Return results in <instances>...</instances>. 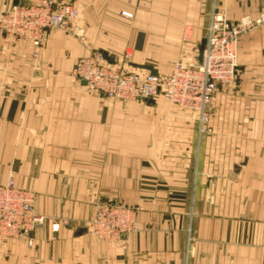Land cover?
Listing matches in <instances>:
<instances>
[{
	"label": "crops",
	"instance_id": "1",
	"mask_svg": "<svg viewBox=\"0 0 264 264\" xmlns=\"http://www.w3.org/2000/svg\"><path fill=\"white\" fill-rule=\"evenodd\" d=\"M73 1L84 39L52 31L38 60L0 30V184L12 177L39 213L72 221L55 240L37 231L33 249L0 246V264H264V26L241 39L239 92L213 96L205 131L162 98L112 101L71 76L93 51H131V68L167 75L200 62L214 14L257 17L264 0ZM96 198L138 208V232L83 235Z\"/></svg>",
	"mask_w": 264,
	"mask_h": 264
},
{
	"label": "built area",
	"instance_id": "2",
	"mask_svg": "<svg viewBox=\"0 0 264 264\" xmlns=\"http://www.w3.org/2000/svg\"><path fill=\"white\" fill-rule=\"evenodd\" d=\"M76 15L71 7L56 8L52 2L45 1L37 6L16 5L0 20V24L10 37L30 40L38 47L47 30L67 29ZM124 15L131 17L127 13ZM261 26H264V9L257 17L245 16L236 22L214 14L200 62L191 65L176 63L174 71L168 77L150 73H127L106 64L100 55L82 60L77 65L76 73L90 89L99 91L110 99L143 102L163 97L170 104L196 114L201 125H204L210 121L208 107L213 96L237 79L241 39ZM3 194L0 192V222H4L2 215L5 214V209H10ZM11 201L10 199L9 202ZM131 216L127 210L115 211L111 207L106 208L105 214H100L99 222L104 218V226L112 233L120 226L128 227ZM5 229L11 232L18 228L15 224L0 227V230Z\"/></svg>",
	"mask_w": 264,
	"mask_h": 264
},
{
	"label": "rangeland",
	"instance_id": "3",
	"mask_svg": "<svg viewBox=\"0 0 264 264\" xmlns=\"http://www.w3.org/2000/svg\"><path fill=\"white\" fill-rule=\"evenodd\" d=\"M45 1L52 2L56 6V8H60L62 6L71 7L74 10L75 14H77V15L75 18L72 19V21H71V23L67 29H65V30L64 29L47 30V32H45V35L41 40L40 46H38V47L34 46L30 40L16 39L13 36L10 37L5 32V30H3V28L1 27L2 25L0 24V30H2L9 37L8 39H10L12 42L28 41L31 43V45L33 46V50H34L33 51V58L35 60H38L39 53H40L41 49L44 47V45L48 39L49 33L52 31L58 30V31L68 32V33H71L74 36H76L82 40L85 37L84 36L85 34L83 32V27H81L82 26V14H83V12H82L81 8H78L74 5L73 0H65L63 2H60V0H18V2H17L18 4H16V5H18L20 7L37 6V5H40L42 2H45ZM16 5H14L13 7H15ZM13 7L8 9L7 11L0 13V20L7 13H9L13 9ZM124 14L125 13H123V15ZM216 15H221V14H216ZM93 55L102 56L103 60L106 62V64L111 65V66L116 67V68H119V69H121L127 73H138V74L150 73L146 69L142 70V69L131 68L130 62L133 60V58H132L133 53L131 51H127L122 56L117 57L115 60L116 62H114V61L108 62L106 60L104 54H102L101 52H98V51H93L90 55L85 56L83 58H80L77 61V63L75 64V66L72 70V73H71V76L74 79H76L77 81H81L78 78L77 73H76L77 72V65L82 60L89 58V57H92ZM176 63H183V62L182 61L175 62L173 65V68H171L169 70H167V69L158 70V72L160 71L162 74H167V73L168 74L167 75H159L158 74L156 76H161V77L170 76L175 69ZM184 64H188V63H184ZM238 67L239 68H238V72H237L236 81L227 87L221 88L218 91V93L223 90L222 92L227 94V95L234 96V95L238 94L239 88H240L239 79L243 75V71L240 67V62H239V53H238ZM84 83L86 84V82H84ZM86 88L89 92L100 94L103 97H105L106 99L112 100V101L139 102V103H147V101H149V100H147V101L141 102V101H135V100H133V101L113 100V99H110L107 95L100 93L99 91H95V90L90 89L87 86V84H86ZM159 98L164 99L163 97H159ZM150 100H153V99H150ZM153 101H155V100H153ZM164 101L168 104V106L178 107L176 105L170 104L165 99H164ZM234 103H236V102L234 101ZM208 108H209V112L211 113V110L213 108L212 104H210ZM187 112H189V111H187ZM197 120H198V116H197ZM198 122H199V120H198ZM199 124L201 126V130L205 131L204 128H205V125H207V124L201 125L200 122H199ZM0 192L2 194L5 192V194H3L6 197L5 203L9 204V206H10V209L6 211V209H7L6 208L4 211L5 214L2 215L3 218H5V219H4V222H0V227L7 226V224H15L18 228L16 231H11V232L8 231L7 229L0 230V246H2V247H4V246L9 247L10 245H12V243L14 241L22 240V241L26 242L28 248L33 249L36 246L34 236H35L36 232L39 231L40 229H44L45 227H49L51 232H52V240H55V238L58 235V233L60 232L61 228L69 227L72 224L71 220H67L64 218H49V217L44 216L41 213H39L37 211L38 193L34 190L22 188V187L18 186L12 177H9L6 180V182L0 184ZM10 199L12 200L11 202H9ZM6 204H5V206H6ZM92 205L94 207V213H93L91 219L89 220L88 224L86 225L85 229L82 230L83 235H88L90 237H94L97 240L104 242V243L118 244V243L124 241L126 238L128 239L133 234L138 232V230H139L138 221H137L138 208L127 205L122 200L121 201L110 200V199L104 200L101 198L100 199H98V198L94 199L92 202ZM29 206L31 207V209ZM111 207H114L115 211L127 210L131 213V215H132L131 216V223L128 225V227L124 228L123 226H120L117 230H114V231H112V233H109L108 228L104 226V224H106L104 218H101V222H99L100 214H105L106 208H111ZM4 223H5V225H4Z\"/></svg>",
	"mask_w": 264,
	"mask_h": 264
},
{
	"label": "water",
	"instance_id": "4",
	"mask_svg": "<svg viewBox=\"0 0 264 264\" xmlns=\"http://www.w3.org/2000/svg\"><path fill=\"white\" fill-rule=\"evenodd\" d=\"M205 47H206V40H204L203 42H202V44H201V47H200V60H201V57H202V54H203V52H204V50H205ZM145 69L147 70V71H149L152 75H158V73H157V71L156 70H154L153 68H151V67H145ZM149 104H151V105H153L155 102L153 101V100H149V101H147Z\"/></svg>",
	"mask_w": 264,
	"mask_h": 264
}]
</instances>
